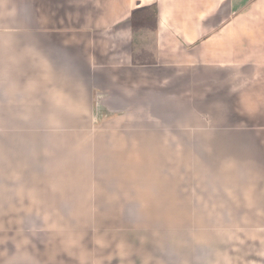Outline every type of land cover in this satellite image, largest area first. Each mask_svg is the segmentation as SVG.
<instances>
[{"label": "crops", "instance_id": "0c3cea01", "mask_svg": "<svg viewBox=\"0 0 264 264\" xmlns=\"http://www.w3.org/2000/svg\"><path fill=\"white\" fill-rule=\"evenodd\" d=\"M149 85L179 120L99 122ZM65 206L129 264H264V0H0V227ZM24 235L0 260H79Z\"/></svg>", "mask_w": 264, "mask_h": 264}, {"label": "rangeland", "instance_id": "374dc122", "mask_svg": "<svg viewBox=\"0 0 264 264\" xmlns=\"http://www.w3.org/2000/svg\"><path fill=\"white\" fill-rule=\"evenodd\" d=\"M40 23L41 21H33V24L36 26L40 25ZM54 23H56V21ZM144 46L146 45H143L142 47ZM146 48L147 47H145L144 50H146ZM135 54H134V57L135 59H137V56ZM150 54L153 55V53H150ZM139 57H140V53H139ZM151 57L148 60H150ZM144 91L145 92H144V95L142 94L143 95L142 97L141 96L137 98L133 97L131 99L124 100L123 102L122 101L119 102L120 104L123 103V107H120V104L117 105L116 103L117 101H113V100L111 101V103H108L106 105H105V102L98 101V103L101 106H102V103H104L105 105L103 108V113L101 114L103 118L99 122L111 124L115 118L114 117L115 113H119V114L121 113L123 118H124V115L126 116L127 114V116L125 117L126 119H124L122 122V124H125V126H126V123L130 125H134L137 123H145L146 125H152L155 122L154 120L158 119V115H161V118H163L164 120L165 118L166 119L169 118V120L171 121L176 120V119L179 120L181 116L180 112H183V108L178 107L175 104L176 98H173L172 96L171 100H167L168 101L167 103L165 101L166 99H164L165 98L164 95L159 96L161 91L159 90L155 91L150 85L147 86ZM108 106L110 108L109 109L110 112L105 111V109H107ZM116 106L122 109L116 110L117 109ZM139 106H143L145 109ZM228 117H230L231 119V115L230 116L226 115V118ZM213 122L215 121L213 120ZM35 199L36 197L33 195L32 202L30 203H33ZM25 208L26 207H24V211H25ZM69 208H73V207L69 206ZM69 208L68 206H65V209H66L65 211L60 210L57 212H49V213L45 212L44 216H45L46 222L44 221L43 218H40L41 212L38 213L33 210L32 213H29L26 209V215L29 214V216H26L24 215L23 212L17 211L15 216H17L18 218L17 219L18 222L17 224H15L16 227L12 229L14 233H12L10 229H2L0 227V239H3V237H7L5 238L7 239L6 242L2 243V245L4 246V248L6 247L7 250L11 249L10 251L7 252V256L8 255L9 257L13 256L14 258L18 257L17 256L18 253L17 252L14 253V250H15L14 248L16 244H18V247L22 246L21 248H23L24 243H16L15 240L17 238L18 241L25 242L26 240L27 242V238L24 235L25 230H27L32 235V239L30 240L34 243L33 249L37 247L35 246L37 245L36 242H34L36 239L42 242L46 240L50 244L51 242L56 243V244L58 243L62 246V247H59L60 251L64 249V252H68L69 254L70 253L72 254V252H75V255L79 257V260L76 259V262L74 261L75 264H125L127 260H134L132 257L134 254L132 252L130 255H127L128 253H126L123 250L121 252L117 251L116 249L112 250L113 247L111 246L110 240H109L111 239V237H114L115 239L117 237L119 238L118 234H120V231H118L119 229H115L114 225L120 226V223H121L120 215L121 217H123L125 215L124 213L122 214V212H115L117 214L114 215V213L111 212L112 221L104 222V225H106L107 228H104L101 233L97 234L102 237H100V240H98V242L95 243L94 231L91 232V228L88 222L89 212L87 208L84 210L82 208L81 212L71 210ZM135 213L136 212H128L126 214L127 216L126 218H128V216H129L128 218L129 220L132 219V217L134 218ZM248 214L250 215V218L254 219V216H255L254 213L252 214L254 216H251V213H248ZM109 215L110 213L107 216L109 217ZM100 218H105L103 213ZM123 218H125V216ZM25 222H29L28 227H25L24 225ZM41 222H45L47 225ZM125 223L127 222H124V223L122 222L121 225H126ZM72 230H75L77 233H78V230H80L79 235L75 234V237H78L79 239V242H77L78 244L77 247H75L76 243L75 245L74 243H66V241H71L69 239L72 237V234H71ZM9 233L14 234L13 237L15 236V239L12 237L14 241L13 245L12 244L10 245V242H9L10 235L12 234L9 235ZM92 241H94V243ZM95 244H96V250L98 251L97 253H94ZM105 256L109 258L106 261L103 260ZM13 261H14L13 258L8 259V260L2 259L0 260V264H20L19 261H15V262ZM128 262L126 264H129Z\"/></svg>", "mask_w": 264, "mask_h": 264}]
</instances>
